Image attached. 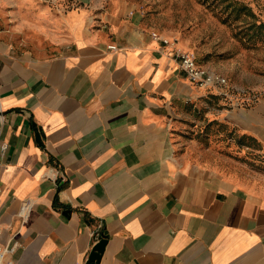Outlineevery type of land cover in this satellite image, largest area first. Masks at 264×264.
Masks as SVG:
<instances>
[{
    "label": "crops",
    "instance_id": "obj_1",
    "mask_svg": "<svg viewBox=\"0 0 264 264\" xmlns=\"http://www.w3.org/2000/svg\"><path fill=\"white\" fill-rule=\"evenodd\" d=\"M154 33L128 0H0L4 263L105 230L99 264H264V80L233 106Z\"/></svg>",
    "mask_w": 264,
    "mask_h": 264
},
{
    "label": "rangeland",
    "instance_id": "obj_2",
    "mask_svg": "<svg viewBox=\"0 0 264 264\" xmlns=\"http://www.w3.org/2000/svg\"><path fill=\"white\" fill-rule=\"evenodd\" d=\"M128 2L153 23L159 34L184 44V51L193 53L199 65L227 78L228 84L222 87L231 98L243 101L246 96L236 92L234 84L255 86L263 82L264 0Z\"/></svg>",
    "mask_w": 264,
    "mask_h": 264
},
{
    "label": "built area",
    "instance_id": "obj_3",
    "mask_svg": "<svg viewBox=\"0 0 264 264\" xmlns=\"http://www.w3.org/2000/svg\"><path fill=\"white\" fill-rule=\"evenodd\" d=\"M154 36L161 38V36L158 33H154ZM164 42L168 43L169 41L164 39ZM110 47L112 49L117 48L116 45H111ZM175 55L180 62V66L186 71L189 79L193 83L200 86H211V87L217 85L225 86L228 84L227 78L212 73L207 69H205L203 66L199 65L193 53H189L188 51H184L181 49H176ZM222 94L232 102L233 106H238L240 103L250 101L253 99V97L246 95L242 101L240 98L238 99L231 98L229 92L223 91ZM1 253L2 252L0 249V257H2Z\"/></svg>",
    "mask_w": 264,
    "mask_h": 264
},
{
    "label": "water",
    "instance_id": "obj_4",
    "mask_svg": "<svg viewBox=\"0 0 264 264\" xmlns=\"http://www.w3.org/2000/svg\"><path fill=\"white\" fill-rule=\"evenodd\" d=\"M44 134L42 130L37 133V138L39 141H42ZM108 243V239H100V241L93 247L92 252L89 255V258L86 261V264H99L103 253L106 249V245Z\"/></svg>",
    "mask_w": 264,
    "mask_h": 264
},
{
    "label": "trees",
    "instance_id": "obj_5",
    "mask_svg": "<svg viewBox=\"0 0 264 264\" xmlns=\"http://www.w3.org/2000/svg\"><path fill=\"white\" fill-rule=\"evenodd\" d=\"M100 238L101 239H108L109 238V234L105 231V230H102L101 232H100Z\"/></svg>",
    "mask_w": 264,
    "mask_h": 264
},
{
    "label": "bare ground",
    "instance_id": "obj_6",
    "mask_svg": "<svg viewBox=\"0 0 264 264\" xmlns=\"http://www.w3.org/2000/svg\"><path fill=\"white\" fill-rule=\"evenodd\" d=\"M0 264H4L2 258L0 257Z\"/></svg>",
    "mask_w": 264,
    "mask_h": 264
}]
</instances>
